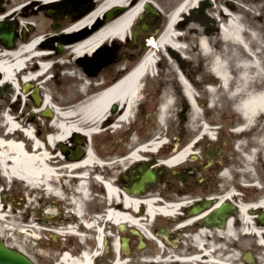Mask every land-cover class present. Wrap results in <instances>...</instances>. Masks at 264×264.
Segmentation results:
<instances>
[{
    "label": "flooded vegetation",
    "instance_id": "af4514ba",
    "mask_svg": "<svg viewBox=\"0 0 264 264\" xmlns=\"http://www.w3.org/2000/svg\"><path fill=\"white\" fill-rule=\"evenodd\" d=\"M13 1L21 7L17 11L15 7V11L9 15L7 4L10 5L11 0H0V20L10 22L13 27V49L35 36H43L44 52L56 49L58 57L54 60L63 61L67 56L64 47L75 40L74 37L68 38L65 32L71 26V21L82 12L81 5L69 8L67 2L52 7L49 2L42 0ZM241 3L244 7L262 4L264 17V0H243ZM31 16L36 17L31 20ZM2 42L0 40V47L10 49L8 44ZM59 45L63 46L62 50ZM50 60L53 59L42 58L39 62L47 63ZM57 68L61 67L54 66L52 70ZM193 73L205 77L203 71ZM165 77L161 75L157 78L160 84L166 82ZM169 82L174 84V81ZM68 89L62 88L61 92ZM173 89L177 88L173 86ZM233 93L219 94L221 117L192 119L186 114L177 119L174 129L171 126L167 134H130L122 136L128 138L123 145H116L119 142L117 140L98 141V138L113 139L110 135H93L88 141L79 133L72 134L65 142H57L53 150L49 149L54 156L47 163L59 174L53 178V183L59 185L64 198L60 199L56 194L48 192L37 198L40 206L35 208L36 222L44 224L43 233H46L40 234L43 240L37 245L49 246L55 256L65 247L71 248L72 256L80 255L84 248L94 250L98 246L97 234H115V226L108 224L105 218L107 210L111 207L123 208V198L129 196L139 202L138 212H131L133 216L145 217L149 201L158 210L150 221H143L146 230L134 229L130 225L118 226V233L128 237L124 264H212V260L217 261L216 264H227V254L217 250L213 244L217 246L218 242L233 238H253L252 235H244L242 206H249L247 213L256 217L254 221L259 225L261 207L258 204L264 202V192L259 189V186L264 187V118L248 120L240 117L233 110L237 102ZM162 94L161 87L155 94L146 92L145 101L154 100L156 95ZM58 103L61 109L66 110L77 104L74 100ZM42 107V104L33 102L12 104L9 109H13L12 116H17L20 122L30 124L37 118L43 119L45 127L39 124L36 131L45 135L46 139L55 113L52 108ZM20 109L22 112L29 109L28 119L18 116L17 110ZM37 110L40 112L37 113ZM4 111L3 104H0V129ZM44 114L47 116L44 117ZM52 129L54 131L55 127ZM89 148L101 166L96 163L87 173L90 177L87 182L91 184L85 198L83 217L76 212L75 206V198L80 197L76 175L82 173L83 169H72L68 165L75 160L81 161ZM135 151L137 156H132ZM171 159H174L172 163ZM147 171H151L152 177L149 181L140 182ZM98 175L103 180L113 181L118 189L117 196L109 198L104 183L94 180ZM35 200H31L34 202H30L26 217L31 216L29 213ZM220 208L222 210L219 212ZM208 219H211L210 222ZM66 225L75 226V230H61ZM82 234H85L84 242ZM149 234L156 237L159 244H154L148 238ZM113 243L114 236L103 235L102 249L90 264H114L116 256ZM236 247L239 249V257L243 258L244 243L241 241ZM255 252L258 249L255 248ZM55 256H51L53 264H58Z\"/></svg>",
    "mask_w": 264,
    "mask_h": 264
},
{
    "label": "bare ground",
    "instance_id": "6f19581e",
    "mask_svg": "<svg viewBox=\"0 0 264 264\" xmlns=\"http://www.w3.org/2000/svg\"><path fill=\"white\" fill-rule=\"evenodd\" d=\"M50 1L53 2L59 0ZM148 1L149 0H141L135 5L128 4V10H126L121 16L108 22L89 36L69 44L66 48L65 54L70 51L75 53L77 57L83 56L98 49L108 39L118 38L124 40L129 36L133 22L138 18L140 12L143 11L144 3ZM128 2L129 0H108L96 11H93L83 19L72 24L68 28V32H75L83 27L91 26L93 20L100 18L103 12L110 7L126 4ZM195 2H197V0H184L180 3L174 9V12L171 14L169 21L162 32L150 37L153 45L161 48L162 53L169 55L167 53L168 50H170V54L175 52L174 56L180 62H188V59L186 60L183 58V55L180 56L179 54V52L183 53L182 51H184L186 45L184 42V34L178 31L176 23L179 17L187 12L188 8L193 6V3ZM7 6L8 12L10 13H6L9 15L15 11V7H17L16 11L21 7L13 0H11L10 5L7 4ZM220 36V43L224 44L223 49L220 51L213 49V46L210 45L209 41H206L205 39H201L200 41V53L204 56H210V58L214 57V66L212 68L214 77L211 81L217 80L219 84L208 86L212 99L215 98L214 95L216 92L221 91L222 89L228 90L231 86L233 71V64L231 63L235 62L238 64L240 70V73L238 71L236 72L237 78L239 74L241 76L236 80L234 93L232 94L234 97L239 96L237 109L245 119H256L259 114H264V87H255L252 89L254 86V79L255 77L261 76L260 67L264 64V55H258L253 50L254 43L257 42V34L254 30L246 32L245 25L241 24V20L238 18L236 19L233 15H229L227 21L222 27ZM40 38V36H35L27 43L21 44L15 49L0 47V85H8L10 87L9 89L17 94V92H19L17 81L19 77L20 80L23 79V87L28 83L30 86H34L35 83L43 84L51 80L49 73L52 71V68H49V64H40L39 60L42 58L56 59L58 56L55 53L44 52L46 48L43 46L42 42H40ZM167 57L168 59H171V57ZM35 60L37 63L32 66L31 62ZM155 61L156 55L154 53H149L139 64L131 69V71H128V73H124L115 83L103 88L91 98L86 99V101L77 102V104L71 108L67 110L65 109L63 112H57V115L54 114L50 123L51 127L48 128V133L46 134L47 137L45 139L46 141L44 143L41 142V140L45 135H37L33 128H31V124L18 121L17 116H12L13 109L5 110L2 116V126L7 130L8 135L6 136L9 137L12 133L17 132L20 123H22L24 126L26 125L24 131L27 136L31 138L33 149L30 150L27 144L25 145L22 141H18L14 137L7 138L6 140L3 137H0V173L3 174L8 181L12 182L14 179H18L26 184V186L31 187V189L41 186L46 189L48 193H54L60 199L64 198L62 197L59 185L53 183L55 182L53 181V177L56 178L58 174L55 173L54 169L47 163L50 158L54 156L53 154L51 155L49 149L51 148V150H53L57 142L67 141L74 133L93 136L96 133L99 134L111 130L112 127H114V131H118V122L131 121L134 117L139 94L143 90L142 86L145 77L147 76L146 74L149 71H154L155 68L153 64ZM171 61H173V59H171ZM77 65V59L59 65V67L64 68L63 74H65L66 79L69 77L67 75L70 73L68 69H74L71 72L73 83L69 86L70 91L68 93V99L70 100L77 98L80 91H82L83 88H86L83 85L85 82H94L96 80L94 79V76H89L77 69ZM185 65L180 66L184 68L183 66ZM33 67H36V69H33ZM181 67H177L178 69L176 70L173 69V73L175 78L183 84L187 97L191 99L193 113L195 114V117H197L199 107L194 103V90L188 81V75L186 74L185 69H181ZM251 71H253L255 75H250ZM193 81L196 85L201 83L199 78H195ZM202 82L206 83L207 80L202 79ZM44 91L45 98L43 99L44 105L42 108L48 107L51 109L52 107L49 104L53 103L51 102L53 101L51 96L54 94L53 89L46 87ZM164 93V107L161 116V119L163 120L165 113L172 107L171 97L174 96L170 88ZM112 105H117L118 108L115 114L117 123L104 126V120L112 113ZM52 127H55L54 131H52ZM153 150H156V148H153ZM131 155L137 156L136 151ZM58 156H60V154H58ZM173 161L174 159H171L170 163ZM96 163L99 162L92 149L89 148L85 158L81 161L75 160L68 165L69 168L76 170L82 168L84 171V174L81 175L82 179L79 180L77 185L80 197L75 198L76 212L80 213L83 217V210L86 205L85 198L88 195V188L91 184L86 181V175L93 169V165ZM98 177L101 179V176ZM103 183L109 198L118 195V189L113 185V181L103 180ZM33 202L34 201H31V203ZM123 202L125 208L129 211L119 212L114 209L107 210L105 218L108 224L115 225L127 223L143 228V221L150 220L158 210L152 202L147 201L148 208L145 217L141 218L133 216V213H130V210L137 212V207L139 205L137 199L125 196ZM258 205L262 206L263 202H260ZM248 207L249 206L246 205L242 206L241 217L243 218V221L248 225V228H251V231L258 234H264L263 229L255 227L254 216L249 215L246 211ZM162 209L165 210V208H161V210ZM6 210H10L9 206L0 203V237L4 235L6 236V234L3 233H9L11 229H13V226L5 224L7 220L6 216L9 214ZM21 221L23 222V220ZM36 224L37 227L31 225L28 228L29 231H33L34 233H25L23 231L28 229H22L19 234H28L29 237L37 238L39 234L42 233V229L38 227L39 222H36ZM65 228L68 232L75 230V226L68 227V225L63 226L61 230ZM81 236L84 242L86 239L85 234H82ZM102 237L103 234H97L98 246L94 250L84 248L78 256H72L70 252L71 248L65 247L66 249L56 256V259L58 258L57 263L90 264L92 258L102 249ZM3 239L5 240V238ZM16 248L25 251L21 246H17ZM230 258L233 259L235 264H254L251 260L247 262L240 261L235 251L228 257V259ZM115 264H123V261H116ZM262 264H264V262Z\"/></svg>",
    "mask_w": 264,
    "mask_h": 264
},
{
    "label": "rangeland",
    "instance_id": "374dc122",
    "mask_svg": "<svg viewBox=\"0 0 264 264\" xmlns=\"http://www.w3.org/2000/svg\"><path fill=\"white\" fill-rule=\"evenodd\" d=\"M80 1L82 2L81 4H83L84 1L86 0H80ZM93 1L95 0H90L91 3ZM151 1L158 8L160 14L144 13L142 17H138L133 22L131 27V29L141 30L142 26L145 25L146 23L150 25V28L148 29L149 32L144 33L146 35L140 34V37L138 38L137 41H135V38L133 39L132 37H129L126 41H121L118 38L108 39L107 41L104 42L105 43L104 49H101L99 52L95 53L92 57L88 56L87 58H85V56L87 55L85 54V56L83 57L85 59L82 60L84 70H86L87 68L86 66H88L87 68L88 71L94 70L95 72L100 73L101 78L99 79V81L101 82L107 79V75L106 77L104 76L105 72H101V71L102 70L107 71L109 69L108 66L112 61H114L115 64L117 65H115L114 68H112L111 70H113L112 72H116L122 70L126 71L131 67H133L136 63H138L142 59V57L146 54L148 50V47L146 45L147 37L153 35L154 33H157L158 31L157 29H160V33H161L162 30L166 27L171 14L174 12V9L184 0H151ZM242 1L243 0H197V2L193 3V6L189 7L187 12L183 13L179 17L176 23L177 24L176 27L182 31V34H184V38H185L184 42L186 45L184 51H182L184 54L180 52L179 54L180 56L183 55V58H185L186 60L188 59L189 61L180 62L174 56L175 52L170 54V50H168V52L167 51L165 52H167L169 55H165L164 53H162L161 48H159L157 51L158 54L157 56L160 58L159 59L160 62L156 63V65H157V70L161 71V73L158 77H160L161 75L165 77V73L167 71L169 70L173 71V69L176 70L178 69L177 67H181L180 65L187 64L186 66H183L184 68L181 67V69H185L189 72L192 71L200 72V70H202L203 72L207 71L209 73H207L206 75L205 72L204 79L208 78V76L212 79L214 77L212 72V68L214 66V61H213L214 57L210 58V56H204L200 53V41L201 39H205L206 41H209L210 45L213 46V49L217 51L222 50L224 44L220 43V38H221L220 32L222 30L224 23L227 21L229 15H233L236 17V19L238 18L239 20H241V24L245 25L246 32H248L249 30H254V32L257 34V39H256L257 42L254 43L253 50L258 55H264V17L262 16L263 5L250 4L248 5V7H244L241 3ZM225 2H228V5H226ZM88 3L89 1H86V4ZM90 11L91 9H86V10L84 9L82 12L88 13ZM35 17L36 16H31L32 18L31 20H33ZM27 19L28 18H23V20H27ZM103 20L102 22H104ZM102 22L100 24H102ZM107 23L108 22H104V24L102 25H106ZM167 56L171 57L173 61H171L170 58L168 59ZM231 64H233L231 88L227 91H225L226 89H224L219 91L218 93L216 92V96L214 95L216 97L215 106L211 107L208 106L206 103L202 107L203 113L206 117H221L219 113V111L221 112V110L219 109V107L222 105L219 94L221 92H226L227 94H230L229 91L233 90L235 80L241 77L239 74L237 78L236 70L240 73L238 64H236L235 62H232ZM260 72H261V76L255 77L254 86L252 87V89H254L255 87L260 88L263 86L261 84H263L264 82V64L263 66L260 67ZM167 75L170 76V73L167 72ZM250 75H255V73L251 71ZM67 76H69L67 77L68 83L73 82V79L70 76V74H68ZM194 76L201 80L203 79L201 76L199 77L197 74H195ZM170 78L167 80H171ZM89 82L90 81L85 82L83 84L84 87L90 86L91 84H89ZM49 84H52V87L59 86L53 80ZM145 86L147 87L146 88L147 91L145 92H152L155 94L156 91H158L159 86H161V84L159 80L156 79V80L148 81L145 84ZM168 86L170 87V89L174 90L172 83L167 82L165 85L161 86V93H163L166 90L163 88L165 87L167 88ZM195 89L197 90L198 93L206 92V90H204L203 88L201 89L195 88ZM7 91L9 92V95H2L0 99V102H2L3 104L4 110L9 109V107H11L12 104H16L10 102L11 95H14L13 94L14 91L12 92L9 89V87H7ZM60 93L62 92L60 91ZM60 93L55 91V96L58 97V100L62 98V95ZM160 95L155 96V98H157L158 101L156 102L151 101L149 105L145 107L143 112L149 111L150 112L149 116H146L147 114L140 111V115H139L140 118H137L135 116L134 119H136V122H134L135 120L132 119L131 120L132 124L130 123L131 125L124 124L116 132L112 133L106 131L103 132L105 134L100 135V137L103 135H110L114 137L113 139L98 138V141L117 140L119 142H116V145H123L128 138L122 136L130 135V134L139 135L146 133L148 134L155 133L162 135L165 134V132H167L171 128V126L172 129H174L173 125L176 124L177 119H181L182 113L180 114V111L182 110V106L185 107L184 102L179 98V100L175 103V105H173L172 103V107L169 108V110L165 113L163 120L161 119L162 112L159 113L158 107L157 105H155V103L158 104L160 102ZM64 96L67 95L65 94ZM27 110L29 109H26V111L24 112H22L21 110H17V113L18 112L25 113L24 116H22L21 118L28 119L29 113L27 112ZM233 110L236 111L235 109ZM187 111H188V118H198L195 117V114L191 112L188 108ZM237 114L240 116L239 113ZM145 116L146 118L144 119ZM112 117H114V114ZM258 118L259 119L264 118V115L259 114ZM39 122L43 123L44 121L39 120ZM0 131L2 132V127ZM174 133L175 132H173V134ZM4 191H6L5 193H7L6 197L9 196L8 202L10 205V210L8 211L6 210L9 214L6 216L7 220L5 224H9L10 226H13V229H11L9 233L8 232L3 233L6 234V236L5 235L2 236L3 238H5L6 240L5 242H7V244L13 248H16L17 246H21L22 248L25 249L24 252H27L28 255L30 253L37 259L38 264H53V259L51 257L52 255L55 256V252L53 249L49 248V246L44 244H42V246L39 247L37 244L40 241H36L35 239H32L31 237H29L28 234H19L21 232L20 230L28 229L31 225L32 226L37 225L36 224L37 211L35 210V208H38L40 206V203H38L37 198L44 195L43 188L40 186L31 189V187L26 186V184L19 181L18 179L17 180L14 179V182L12 183H7V180L4 177V175L0 173V194L3 195ZM260 192H264V190L261 189ZM32 199H36V200H35V204L32 207L31 213H29L31 214V216L25 218L26 213L29 212L28 208L30 207V202ZM0 200L3 201V199ZM21 220H23V222ZM38 225H39L38 227H40L43 230L44 224L41 223ZM116 226L114 232L115 234H118ZM23 232L29 234L34 233L33 231H29V229ZM41 234H46V233L42 232ZM2 237L1 239H3ZM241 241L244 243V250L249 249V244L254 242L259 250V254H264V248L259 246L256 239H248L246 241L243 239ZM53 245L55 246V244ZM54 258H56V256Z\"/></svg>",
    "mask_w": 264,
    "mask_h": 264
},
{
    "label": "water",
    "instance_id": "95a60500",
    "mask_svg": "<svg viewBox=\"0 0 264 264\" xmlns=\"http://www.w3.org/2000/svg\"><path fill=\"white\" fill-rule=\"evenodd\" d=\"M122 7H117L109 12L108 17H114L122 11ZM0 264H35L24 253L8 247L4 241L0 240Z\"/></svg>",
    "mask_w": 264,
    "mask_h": 264
}]
</instances>
